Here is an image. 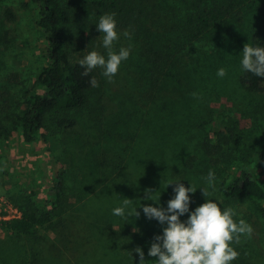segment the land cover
<instances>
[{
	"label": "rangeland",
	"instance_id": "374dc122",
	"mask_svg": "<svg viewBox=\"0 0 264 264\" xmlns=\"http://www.w3.org/2000/svg\"><path fill=\"white\" fill-rule=\"evenodd\" d=\"M58 1L72 13L64 29L72 58L93 50L106 54L95 26L104 13H115L117 30L130 33L115 47L131 45V55L112 82L97 69L99 87L89 103L52 112L36 141L26 144L17 115L37 91L47 42L32 0H0V264H139L137 247L150 261L142 246H150L163 226L143 214L144 206H157L145 199L146 190L161 192L160 206L166 207L175 186L166 188L167 181L200 188L209 170L217 187L206 199L232 207L234 219L252 227L250 237L233 245L239 256L232 264H264V203L230 202L221 191L242 171L257 175L264 187V92L242 85L240 67L244 45H252L264 24V0H205L231 3L235 13L196 40L189 36L193 0L122 5L121 12L98 8V0ZM148 15L173 29L171 40L144 26ZM221 67L227 70L223 78L216 75ZM206 142L222 146L216 156L207 153ZM189 195L190 210L205 202L201 189ZM122 198L133 200L138 217L112 215ZM28 209L53 211V229L37 239L11 233L5 223Z\"/></svg>",
	"mask_w": 264,
	"mask_h": 264
},
{
	"label": "trees",
	"instance_id": "16d2710c",
	"mask_svg": "<svg viewBox=\"0 0 264 264\" xmlns=\"http://www.w3.org/2000/svg\"><path fill=\"white\" fill-rule=\"evenodd\" d=\"M32 1L39 7L37 26L46 38L47 64L41 69L35 82L36 93L23 104L17 115L16 123L26 144H33L36 141L47 116L52 112L71 111L85 107L94 89L89 83L91 77L94 76L98 82L100 81L97 69L93 70L89 76H84L82 75L84 69L79 66L78 60L72 58L71 42L64 32L65 27L73 21L70 9L58 0ZM154 1L156 0H98L95 4L101 9L121 12L122 5L130 7L139 4L142 7L151 5ZM193 2L196 12L189 18V25L192 27L189 30V36L193 40L212 30L224 27L235 13L234 5L231 3L215 2L207 5L205 0H193ZM259 12L264 18V4L259 7ZM7 16L15 20L11 10L7 12ZM144 26L168 40H171L170 38L174 35L173 29L167 23L156 20L152 15L147 16ZM79 30L81 31L80 28ZM252 45L264 47V24L254 32ZM241 83L252 93L264 92V79L250 72H243ZM222 142L225 141L222 140ZM205 147L207 153L214 157L222 146L217 149L206 142ZM221 191L224 198L230 202L264 203V187L257 175L249 171L234 174L228 183H223ZM53 220V211L39 214L28 209L24 210L20 218L7 222L5 225L11 233L17 236L37 239L42 230L53 229ZM142 247L148 249L150 246L143 245Z\"/></svg>",
	"mask_w": 264,
	"mask_h": 264
},
{
	"label": "clouds",
	"instance_id": "9594fccd",
	"mask_svg": "<svg viewBox=\"0 0 264 264\" xmlns=\"http://www.w3.org/2000/svg\"><path fill=\"white\" fill-rule=\"evenodd\" d=\"M117 19L115 13H104L100 15L95 24L100 33L99 47L106 54L96 50L90 51L78 59V64L84 69L82 75L89 76L95 69L100 70V75L112 82L117 75L122 62L127 61L131 55V45L119 47L121 35L131 38L130 33H120L117 30ZM240 59V67L243 72L264 79V47L245 44ZM227 70L223 67L217 70V77L223 78ZM91 87H99L98 80L93 76L89 81ZM194 97L196 93L192 94ZM204 184L195 188L190 182L186 187L181 179L167 181V186L175 184L172 191L174 195L167 201V206H160V195L157 191L146 190L145 199H149L157 206L147 205L143 207V214L149 220H156L162 225V233L155 235L153 242L148 248L147 255L154 259H145V252L141 247L134 249L139 257V264H232L239 253L233 245L241 242V237H250L252 227L244 219L238 221L232 207H221L215 197L217 177L213 170H209L202 177ZM197 189L202 190L205 202L190 210L191 196ZM133 200L122 198L121 206L112 209V215L127 221L130 216H139L137 207H132ZM187 214L186 220L181 217ZM166 225V226H165ZM133 261L132 252H130Z\"/></svg>",
	"mask_w": 264,
	"mask_h": 264
},
{
	"label": "built area",
	"instance_id": "2783aa9c",
	"mask_svg": "<svg viewBox=\"0 0 264 264\" xmlns=\"http://www.w3.org/2000/svg\"><path fill=\"white\" fill-rule=\"evenodd\" d=\"M20 217H21V216H19L18 218H20ZM18 218H17V219H18Z\"/></svg>",
	"mask_w": 264,
	"mask_h": 264
}]
</instances>
